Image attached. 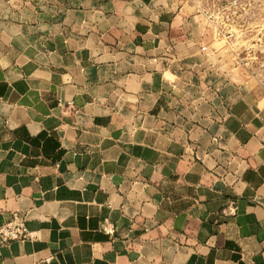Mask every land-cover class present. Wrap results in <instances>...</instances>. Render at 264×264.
Here are the masks:
<instances>
[{
	"label": "crops",
	"instance_id": "1",
	"mask_svg": "<svg viewBox=\"0 0 264 264\" xmlns=\"http://www.w3.org/2000/svg\"><path fill=\"white\" fill-rule=\"evenodd\" d=\"M181 0H0V264H264V85ZM228 38V36H227Z\"/></svg>",
	"mask_w": 264,
	"mask_h": 264
},
{
	"label": "rangeland",
	"instance_id": "2",
	"mask_svg": "<svg viewBox=\"0 0 264 264\" xmlns=\"http://www.w3.org/2000/svg\"><path fill=\"white\" fill-rule=\"evenodd\" d=\"M203 12L211 28L227 35L223 41L235 48V60L257 74L264 85V0H181Z\"/></svg>",
	"mask_w": 264,
	"mask_h": 264
},
{
	"label": "built area",
	"instance_id": "3",
	"mask_svg": "<svg viewBox=\"0 0 264 264\" xmlns=\"http://www.w3.org/2000/svg\"><path fill=\"white\" fill-rule=\"evenodd\" d=\"M31 237L25 223V218L16 214L12 219L0 225V244H7L12 240H25Z\"/></svg>",
	"mask_w": 264,
	"mask_h": 264
}]
</instances>
